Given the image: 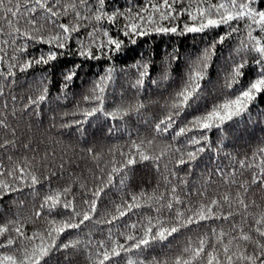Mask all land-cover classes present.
Returning a JSON list of instances; mask_svg holds the SVG:
<instances>
[{
  "label": "snow or ice",
  "instance_id": "obj_1",
  "mask_svg": "<svg viewBox=\"0 0 264 264\" xmlns=\"http://www.w3.org/2000/svg\"><path fill=\"white\" fill-rule=\"evenodd\" d=\"M221 25L226 30L191 60L181 88L147 97L143 89L150 77V57L123 68L110 63L70 111L61 107L48 118L49 127L80 126L82 136L88 118L102 113L111 121L108 132L115 139L88 145L79 139H52L49 151V137L41 149L34 146L35 137L25 135L42 126L40 109L50 100V80L42 75L20 95L19 74L50 64L64 52L112 60L139 37L199 33ZM227 37L234 39V64L223 87L236 84L253 58L261 66L258 78L239 95L224 96L177 125L201 88L217 44ZM36 45L45 50L32 54ZM177 58L175 51L167 54L161 75L152 83L162 86ZM118 73L125 75L127 86L106 107ZM75 75L67 72L52 100L70 98ZM261 92L260 0H132L123 8L111 7L109 0H0V199L15 194L12 210L0 215V264H264V198L258 202L253 197L257 190L264 193V140L245 151H227L228 133L222 127ZM132 117L142 127H132ZM213 128L215 142L209 135ZM208 150L218 163L193 178L189 166ZM81 160L90 162L87 171L76 168ZM139 162H149L159 177L151 192L129 187L128 178ZM42 183L47 184L44 190L39 188ZM106 189L118 194L107 203ZM144 206L152 214H145ZM193 228L198 231L190 236ZM174 233H182V242L163 251V258L146 254Z\"/></svg>",
  "mask_w": 264,
  "mask_h": 264
},
{
  "label": "trees",
  "instance_id": "obj_2",
  "mask_svg": "<svg viewBox=\"0 0 264 264\" xmlns=\"http://www.w3.org/2000/svg\"><path fill=\"white\" fill-rule=\"evenodd\" d=\"M142 2H144V0H137V3ZM131 3L132 0H109V4L113 8L127 7L130 6ZM260 4L264 5V0H260ZM225 30L226 26L221 25L218 28L207 29L199 33H186L182 35L153 33L148 36L137 38L135 43H126L120 51L113 55L112 60L86 59L78 55H73L71 52H64L50 64L34 66L25 73L18 75L19 83L17 85V92L20 95L26 94L27 88L32 85L33 80L38 79L42 75H46L50 80V100L41 104L40 122L42 126H35L27 130L25 135L35 137L38 143L34 146H38L41 149H43L46 143L45 138L49 137L47 141L49 144V151L53 150V146L51 145L52 139L64 143H70L69 140L79 139L82 145L92 144L101 139H115V137L108 132L111 121L105 118L102 113H96L94 116L88 118L82 125V136L80 135V126L73 125L68 129H60L55 126L49 127L48 118L51 112L61 107L65 108V111H70L69 108L72 106L74 100L79 97L80 93L92 80L103 73L110 63H115L123 68L150 57L152 60L150 77L145 82L143 93L150 98L167 95L183 86L187 79L188 67L191 60L200 54L204 48L208 47L209 44L216 41L218 36ZM113 31H115L114 27ZM234 48L235 43L232 37H227L223 43L217 44L215 54L209 62L207 74L201 82V88L198 94L193 96L188 106L185 107L184 111L180 114L177 125L190 120L195 115L203 113L210 108L213 103L224 96L234 97L239 95L258 78L261 66L256 64L253 58L241 70L242 75L238 78L236 84L229 89L223 87L225 75L234 64ZM43 50H45L44 45H36L31 49V53L36 55ZM173 51H175L178 58L171 67V75L164 81L162 86L152 83L154 79L161 75L164 69L162 63L164 57ZM68 71H74L76 73L70 84L71 96L68 100L57 103L51 98L55 97L61 90L63 78ZM126 86L125 75L123 73H118L108 93L109 99L106 103V107H111L112 103L119 99L121 89ZM68 118L69 117H64V119ZM58 122L59 121H57V123ZM129 123L134 128L142 127L135 117L130 118ZM222 127L223 131L228 133V138L224 141L227 151H245L256 143L264 140V92L259 93L244 112L226 121ZM216 133L217 129L215 128L209 133L213 142L216 140ZM55 150L57 152L61 150L60 144L55 145ZM217 163L216 155L212 150L202 153L201 156L189 166L193 178L206 168L211 170L212 166ZM224 163H226V161ZM89 166L90 162L88 161L81 160L76 162L77 169L83 168L84 171H87ZM119 179L120 177L117 175L116 180L118 181ZM52 183H55V179H53ZM128 183L132 190L139 191L138 187H142L151 192L153 187L159 183V177L155 175V170L149 162H139L137 165L133 166V175L128 178ZM39 188L44 190L47 188V184L42 183ZM116 195L118 194L112 189H106L103 199L105 203H107L110 196L115 198ZM14 196V193L8 194L0 199V215L12 210L13 205L11 201ZM253 197L259 202L260 199L264 198V193L257 190L253 194ZM59 211L60 210H57L58 213ZM142 211H145V214H152L148 212L147 206H144ZM223 227L227 230L228 225L225 224ZM74 231L75 230L72 229L68 230V232ZM197 231V229L193 228L192 233H189V235L194 236ZM181 238L182 233H174L168 240L146 249V254L163 258L160 254L168 247H171L176 241L178 244L181 243L182 241H178ZM172 247H175V245Z\"/></svg>",
  "mask_w": 264,
  "mask_h": 264
}]
</instances>
